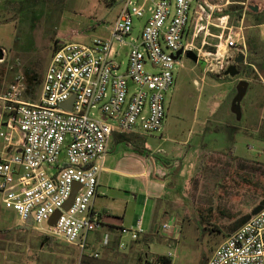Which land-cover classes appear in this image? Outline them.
Returning <instances> with one entry per match:
<instances>
[{
	"label": "built area",
	"instance_id": "1",
	"mask_svg": "<svg viewBox=\"0 0 264 264\" xmlns=\"http://www.w3.org/2000/svg\"><path fill=\"white\" fill-rule=\"evenodd\" d=\"M250 3L125 0L109 36L90 42L57 40L39 99L24 98L25 73H18L0 95L7 113V128L0 129L4 141L0 192L5 206L17 212L22 222L78 246L84 256L99 258L100 251L90 248L89 235L108 217L96 208L95 200L112 138L129 133L148 136L163 127L167 93L183 54L194 51L199 61L207 63V72L221 76L239 54L247 56L244 22ZM227 5H242L243 14L232 25L231 12L218 17L227 31L216 52L204 51L206 41L198 44L204 23ZM71 98L70 108L64 103ZM76 182L80 185L65 209ZM57 210L61 214L50 225ZM180 227V220L174 218L163 224V231L176 238ZM121 233L136 240L146 229L139 221L123 225ZM110 242V233H105L100 246ZM126 246L125 240L119 242V248ZM206 264H264V207L230 232Z\"/></svg>",
	"mask_w": 264,
	"mask_h": 264
},
{
	"label": "rangeland",
	"instance_id": "2",
	"mask_svg": "<svg viewBox=\"0 0 264 264\" xmlns=\"http://www.w3.org/2000/svg\"><path fill=\"white\" fill-rule=\"evenodd\" d=\"M124 1L0 0V47L4 49L0 91L18 73L30 70L35 77L33 92L27 89L24 98L39 99L56 40L90 42L109 36ZM224 1L211 0L214 4ZM258 1L264 4V0ZM254 2L250 4L256 5ZM231 6L216 10L209 22L205 21L198 37L199 45L206 41L204 51L216 52L222 43L221 35L227 29L218 17L227 9H232L229 25L237 24L238 16L233 11L240 7ZM249 24L245 19L246 34ZM261 29L264 35V25ZM138 33L136 28L134 34ZM122 58L126 61L127 57ZM206 66V62L183 54L175 70L176 81L167 93L163 127L145 136L143 142V146L156 149L153 155L163 162L158 174L168 180V186L181 199L169 203L168 217L181 222L178 238L172 240L178 245L152 246L155 251H171L173 264H204L232 232L234 221L256 213L253 209L264 199V173L251 167V163L264 166V82L261 76L252 78L251 92L248 94L247 87L239 111L232 105L236 113L233 119L221 117L208 124L209 104L221 87L214 88L213 84L220 81L206 71ZM147 69L152 70L150 66ZM207 124L212 131L206 132ZM238 157L248 164L241 166ZM45 235L7 208L0 192V264H82L85 256L78 246L55 237L49 243ZM100 252L99 258L91 259L93 263L148 264L135 254Z\"/></svg>",
	"mask_w": 264,
	"mask_h": 264
},
{
	"label": "crops",
	"instance_id": "3",
	"mask_svg": "<svg viewBox=\"0 0 264 264\" xmlns=\"http://www.w3.org/2000/svg\"><path fill=\"white\" fill-rule=\"evenodd\" d=\"M263 25L264 23L259 25L261 33ZM261 78L264 82V75L261 74ZM218 79L221 83L216 82L213 86L214 88L221 87V89L218 92L219 94H216L218 98L215 97L209 104L208 124L211 120H217L221 117L233 119L235 112L232 105L237 93V85L241 79L246 78L226 74L218 77ZM247 80L249 94L254 83L251 78ZM8 86L0 91V95L7 90ZM6 119L7 113L4 109V102L0 99V129L7 128ZM208 124L206 132L213 130V128L208 127ZM126 135L132 138L140 136L132 133ZM3 142V139H0V148L3 146ZM142 146L136 147L127 140L116 139V136L112 138L105 167L99 176L100 191L95 200L96 208L107 212L108 217H106V221L100 228L90 233L89 244L90 248L94 250L101 251L102 249L118 255L122 253L135 254L139 257L143 256L144 261H146L148 255L145 250L141 248L140 243L136 242L137 240H133L129 235L121 233L122 226H133L142 221L146 229L144 235L150 234V237L153 235V241L149 246V254L151 256L168 254L170 251L168 253L167 251H155L152 250V246L157 243L165 244L169 247L178 245L172 241L178 237L172 239L168 237L163 231V224L175 218L171 217L168 219L171 213L169 203H176L181 201V199L177 198L176 190L172 186H168V180L158 174L163 162L159 157L153 155V151L156 149L153 150ZM182 225L184 232V221ZM205 228H208V226L205 225ZM105 233H110L111 242L107 247H101L100 240ZM121 240H125L127 243L125 249L119 248ZM209 258H207V261Z\"/></svg>",
	"mask_w": 264,
	"mask_h": 264
},
{
	"label": "trees",
	"instance_id": "4",
	"mask_svg": "<svg viewBox=\"0 0 264 264\" xmlns=\"http://www.w3.org/2000/svg\"><path fill=\"white\" fill-rule=\"evenodd\" d=\"M256 5L250 4L248 7V10L246 11L245 19L250 21V24L247 27V45H248V53L246 61L239 64V68L241 69V74L237 75L242 76L246 79H257L260 78L261 74L264 75V36L262 35L259 25L264 23V5L260 3L258 0H254ZM237 6L239 9L233 11L236 12L233 15L238 16L240 18L243 14L242 11V5H232ZM252 6H258V10L252 9ZM227 12H232L231 10H226ZM58 40V39H57ZM56 40V41H57ZM27 80H28V90L29 92H33V82H34V75L31 73L30 70L26 72ZM220 77L221 75H216ZM145 136H134L128 137L126 134L117 135L116 139H123L127 140L136 147L142 146ZM144 147V146H142ZM241 157H238V160L240 162L241 166H246L248 163H245L242 159L240 161ZM253 169L260 170L264 173V166L256 165L255 163H251ZM261 172V173H262ZM262 207H264V199L261 201L260 204H258L253 211L258 212ZM210 210L212 207L209 208ZM208 218V217H207ZM250 218V215H244L242 217H239L234 221V227H232L233 230L238 228L240 225H242L244 222H246ZM232 230V231H233ZM48 239V242L50 243L52 241V237L49 235H45ZM153 235H142L140 238L136 239L138 243H140L141 248L145 250V253H147V263L148 264H156L155 261H161L163 264H173V258L169 256L168 254H155L151 256L149 253V246L153 241L152 238ZM92 257L85 256V258L82 260V264H95L91 260ZM94 259V258H93ZM141 259H143V256H141Z\"/></svg>",
	"mask_w": 264,
	"mask_h": 264
},
{
	"label": "water",
	"instance_id": "5",
	"mask_svg": "<svg viewBox=\"0 0 264 264\" xmlns=\"http://www.w3.org/2000/svg\"><path fill=\"white\" fill-rule=\"evenodd\" d=\"M252 9L254 10H258V6H252ZM182 53V49H180L177 53V56L179 54ZM187 55L193 59L194 61H199L198 55L194 52V51H188ZM4 57V49L0 47V59H2ZM246 61V55L244 53H241L238 55V57L236 58V62L231 64L227 69H226V74H229L231 76H237L241 74V69L239 68V64ZM248 87V80L247 79H241L238 82L237 85V94L233 100V104L237 107L238 111L240 109V100L241 97L243 96V94H245L246 90ZM65 106L70 107L73 104V98H71L70 100H68L67 102L64 103ZM79 183L76 182L73 186L75 188V190L73 191L70 199L67 201V203L65 204L64 208L67 209L69 208V206L72 204L74 196H75V191L77 190V188L79 187ZM61 214V210H57V212H55V214H53V216L51 217V219L49 220V224L50 225H54L57 222V219L59 217V215Z\"/></svg>",
	"mask_w": 264,
	"mask_h": 264
}]
</instances>
